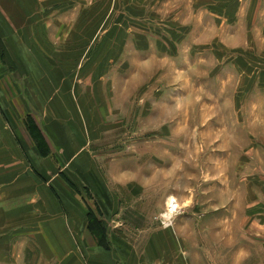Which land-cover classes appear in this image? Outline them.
I'll return each instance as SVG.
<instances>
[{"label": "rangeland", "instance_id": "374dc122", "mask_svg": "<svg viewBox=\"0 0 264 264\" xmlns=\"http://www.w3.org/2000/svg\"><path fill=\"white\" fill-rule=\"evenodd\" d=\"M43 7L59 80L1 102L0 264H264V0ZM41 104L63 140H37L39 164L17 134Z\"/></svg>", "mask_w": 264, "mask_h": 264}, {"label": "crops", "instance_id": "0c3cea01", "mask_svg": "<svg viewBox=\"0 0 264 264\" xmlns=\"http://www.w3.org/2000/svg\"><path fill=\"white\" fill-rule=\"evenodd\" d=\"M43 1L44 0H0V67L2 66L3 68L2 62L11 64L10 79L12 80V83H7V85L4 83H0V113L4 111L3 109L4 107L1 105V102H6L5 98L7 91L11 90L12 92L14 91L20 92V90L22 89V91H24L26 96L27 90L32 91L40 87L38 79L44 78L43 75H45L47 78L52 79L55 82H58L57 80H59L58 77L59 74L56 68L48 71V67L42 66L44 64L49 63L50 61L48 60L47 57L42 56V54L38 52L42 49L43 46H45L46 44L45 42H47V31H46L47 20L41 17L43 12H44L43 15L47 14L43 7ZM204 12L205 11L201 12L202 16H204V14L206 13ZM10 47H14L15 52L13 50H10L9 49ZM26 80H27V84H25ZM13 105L15 106V104ZM29 107L33 108L32 106ZM43 107L44 106L41 104L39 108V109H43L42 113H40V116H42V122L40 125L41 127L39 126L38 121L37 122L35 121L36 127H34V129L32 130L33 135L30 136V132H29L30 129L28 130L27 127L24 125L25 132L28 135L27 137L30 138L33 147L26 146L25 142L21 138L23 137L26 140L27 137L25 135L17 134L20 143L24 145V147L26 148L27 154L32 159L38 161L39 164L41 160H44L45 157L38 152L39 149H38L37 140L40 139L44 140L46 136H50L53 137L54 139H57L59 134L61 141L63 140L61 132L59 130L57 132L56 130L62 126V123H60L61 121L59 120L57 124L52 123L54 121H52L53 119L51 120V116L49 120H47L45 118L46 113H44L45 111ZM178 114L180 118L182 117L184 118L183 115H181L180 113ZM48 121L50 122L49 125H47ZM4 124H5V128L8 129L9 126H7L5 122ZM11 125H13L14 133H17L14 124ZM190 125L191 124L189 123L188 127H190ZM69 126L70 125L67 124L66 128H70ZM37 128H38V132L36 131ZM34 130L36 131V133L34 132ZM65 133L66 134L63 135V138L65 137L64 140L69 144L71 150L72 148L71 145L73 143L72 131L66 129ZM3 135H4L3 138L6 137L4 144L6 143V145L9 146L11 141H9L8 134H6L5 132ZM10 140H12L14 143L13 138L12 139L10 138ZM72 159L73 157L71 156L70 158L69 156V160ZM115 170H116L115 168L109 170L110 173L109 181L112 180L111 177L113 176V174H115L114 172ZM117 176L118 177L115 179L116 182H122L123 175L119 174ZM48 192L50 194V191ZM110 192L111 191L109 187V193ZM50 196L52 197L51 194ZM50 207L54 209L55 207L54 201L50 202ZM60 224H62V222H60ZM58 230H60L59 231L61 235L60 238L66 237L68 243L69 239L67 232L64 231V227L60 226ZM49 238L52 237H48V239ZM73 254H75V250H73V248L71 247H64V248L62 247L59 250V255L63 257H68V260H72Z\"/></svg>", "mask_w": 264, "mask_h": 264}, {"label": "bare ground", "instance_id": "6f19581e", "mask_svg": "<svg viewBox=\"0 0 264 264\" xmlns=\"http://www.w3.org/2000/svg\"><path fill=\"white\" fill-rule=\"evenodd\" d=\"M178 207V205L175 203V200L173 196H170L167 201V210L165 211L164 216L169 217L172 216L173 209Z\"/></svg>", "mask_w": 264, "mask_h": 264}, {"label": "built area", "instance_id": "2783aa9c", "mask_svg": "<svg viewBox=\"0 0 264 264\" xmlns=\"http://www.w3.org/2000/svg\"><path fill=\"white\" fill-rule=\"evenodd\" d=\"M175 209V208H174Z\"/></svg>", "mask_w": 264, "mask_h": 264}]
</instances>
